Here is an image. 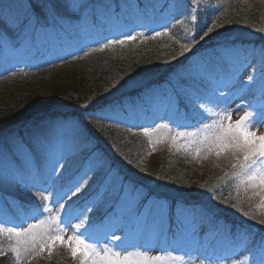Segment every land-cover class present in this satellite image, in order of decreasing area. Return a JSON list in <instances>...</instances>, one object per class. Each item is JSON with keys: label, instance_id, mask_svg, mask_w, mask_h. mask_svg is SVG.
Segmentation results:
<instances>
[{"label": "trees", "instance_id": "trees-1", "mask_svg": "<svg viewBox=\"0 0 264 264\" xmlns=\"http://www.w3.org/2000/svg\"><path fill=\"white\" fill-rule=\"evenodd\" d=\"M80 2L86 7L68 17L64 25L49 24L27 35L0 29L5 33L0 40V147H10L19 140L34 151L40 147L35 140L38 132L48 136L53 131L44 128L46 122L78 123V133L70 134L79 153L75 151L72 156L60 159L62 167L56 169L58 182H52L53 191L62 190L60 175L67 187L78 171L84 150L89 147L99 151L100 162H106L115 171L120 190L129 187L144 201H163L172 211L183 210L188 216L202 214L212 228L224 226V233L231 241L226 246L228 252L240 246L244 236L258 244L264 239V224L259 223L264 219V207H260V198L252 195L253 190L246 191L232 177L233 159L224 155L216 157L214 153H201L197 157L195 152L171 143L159 142L152 149L143 127L178 117L177 128L185 129L188 123L199 120L200 111L193 106L192 96H207L212 81L240 67L248 54L259 58L264 48V31H258L264 29V2ZM176 17L182 19L175 22ZM213 22L216 24L213 32L200 40ZM137 29H140L135 35L137 39L124 45H112L103 51L100 50L103 44L80 47L64 57L26 63L23 67L17 65L29 58H41L59 45L74 46L93 36L100 43L107 42ZM157 32L165 34L156 36ZM181 44L192 45L191 50L180 55ZM11 48L14 52L9 54L7 50ZM258 64L259 68L261 61ZM4 65L8 68L5 66L3 70ZM85 103H89L87 109L80 107ZM112 115L120 118L114 119ZM107 177L108 173L89 174V184L72 197L83 207L97 188L107 187V194L98 201L95 210L88 212L90 220L100 228L116 216L114 211L97 213L106 202L112 210L118 200L111 196L115 185L118 186L116 182L107 185ZM4 186L0 185L3 208L0 221L10 226L17 224V205L20 202L27 205L29 199L26 194L17 195L13 186ZM8 188L12 193L4 191ZM62 203L67 209L71 201L66 197ZM245 212L258 217V222L237 218ZM6 242L0 236V248L4 252ZM31 262L75 264L70 254L60 248L53 250L51 258L44 253L34 256ZM0 264H15L13 255L10 252L2 255Z\"/></svg>", "mask_w": 264, "mask_h": 264}, {"label": "snow or ice", "instance_id": "snow-or-ice-1", "mask_svg": "<svg viewBox=\"0 0 264 264\" xmlns=\"http://www.w3.org/2000/svg\"><path fill=\"white\" fill-rule=\"evenodd\" d=\"M193 2L197 3L198 0H193ZM85 7L80 0H27L26 3L23 0H0V29L27 35L30 32L43 30L49 24L64 25L68 17ZM215 27L216 24L213 22V26L200 36V40L208 37ZM258 31H264V29ZM164 34L157 32L156 36ZM4 35L5 33L0 32V40L4 39ZM136 39L137 37L131 34L126 35L124 39H111L104 43L100 50L103 51L112 45H124ZM191 47L192 45L189 44H181L180 55L190 51ZM258 55L261 60L259 68L254 57L251 62L230 70L229 79L224 84V87L229 88V91L227 94L220 91V96L224 101H228L234 95L232 88H237L240 93H243L241 99H245L249 95L253 96L257 100L255 105L252 103L237 105V110L242 106L251 110H246L239 119L233 122L232 112L227 107L222 108L219 112H209L203 103H196L200 99L199 96L193 97L191 102L200 111L202 127L198 129V132H176L170 139L172 146H175L179 139L189 138L190 143H186L182 147L189 150L191 143L197 144L195 148L197 157L201 155L202 150L207 154L214 153L216 157L221 155L226 158L231 157L234 161L231 165L232 177L244 184L246 191L253 190L252 195L258 196L261 201L260 207H264V134L258 135V128L253 130L254 124L264 125V48ZM249 67L253 69V74L248 75L247 81H244L239 74L241 69L246 71ZM80 107L87 109L89 103L80 105ZM209 118H211V123H203ZM167 127L168 125L164 124L157 125L154 129L144 128L143 133L150 137V134L156 129ZM44 128L55 130L61 136L65 133L75 135L79 131L78 123H68L62 120L46 122ZM198 135V139H191ZM35 140L38 145L56 153L57 164L53 166L47 180H52L53 183L58 182L55 179L56 169L62 167L58 161L63 159L62 149L59 146L66 141L57 138L53 143L42 132H38ZM158 142L160 141L158 140ZM28 147L31 148L30 145ZM205 158L207 157L205 156ZM87 177L88 173L85 172L70 180L65 188L63 176L60 175L59 182H61L62 191L46 195L44 193L48 191L47 187L38 188L31 203L25 205L24 202H20L17 205V210L25 212V221L30 219L34 220V223H27L25 227L23 223L9 226L6 222L0 221V236L6 234L10 242L14 241L8 245V250L13 254L15 264H22V262L26 264L34 256H41L44 253H47L51 258L53 250L57 246L64 248L75 264H184L182 256H174L171 252L150 255L149 253L152 251L150 247L129 244L126 242V237L116 235L115 232L110 235L106 234L103 240L96 239L86 225L90 224V217L87 213L95 210L98 205L99 193L97 192L85 202L83 207L72 200V197H75L77 193L81 192V189L89 184ZM21 184L26 191L37 187L35 182L26 183L23 177L13 174L8 169H0V185L19 187ZM65 197L71 201L67 209L65 203H61ZM49 201L58 205L55 213H53ZM162 210L163 206H161V212ZM244 215L247 216L248 213L245 212ZM72 219H76L78 222L73 224ZM130 223L138 235L145 230L144 225L131 214ZM259 223L264 224V219H261ZM69 228L72 229L73 234L65 240L64 236ZM240 243L252 254V264H264V239L255 246H251L250 238L244 236ZM0 255H7L3 248H0ZM214 259L218 264H247L246 260L233 259L229 255L218 256ZM200 264H206L205 260H201ZM208 264H212V258L208 260Z\"/></svg>", "mask_w": 264, "mask_h": 264}, {"label": "rangeland", "instance_id": "rangeland-1", "mask_svg": "<svg viewBox=\"0 0 264 264\" xmlns=\"http://www.w3.org/2000/svg\"><path fill=\"white\" fill-rule=\"evenodd\" d=\"M81 1V0H80ZM181 17H176V21H180ZM50 32H53L52 30ZM130 34H135L133 31L130 32ZM196 35V32L193 34ZM88 43V41H87ZM86 43V44H87ZM62 46H58L55 51L57 53H65L62 49ZM65 48V47H64ZM69 50V49H68ZM9 54L14 52V49L11 48L7 50ZM63 51V52H62ZM45 56L44 58H46ZM255 57L256 65H259L258 63L261 61L260 58H257L256 55L248 54L247 60L245 63L251 62L253 58ZM43 58V59H44ZM37 60H42L41 58ZM35 60V61H37ZM34 59L31 58L26 59L24 62L27 63H33ZM243 63V64H245ZM21 64V65H23ZM242 64V65H243ZM261 65V64H260ZM6 65L2 66L4 69L8 68ZM258 67V66H257ZM2 71V68L0 69V72ZM253 74V69L251 67L247 68V70L241 69V72L239 74L240 78H242L244 81H247L248 75ZM256 75H259V73H256ZM229 75H225L219 78L218 81L213 82V84H210L209 92L207 96L200 97L199 100L196 101L197 104L203 103L205 108L209 110V112H219L222 108L227 107L229 111L232 112V121L239 119L240 116L244 114L246 110L245 107H240L237 110V105H246L248 103H252L255 105L257 103V100L253 98V96H247L245 99H241V96L243 93H240L237 88H232V92L234 95L228 100L224 101L223 98L220 96V91L222 90L225 94L228 93L229 88H225L224 84L229 79ZM189 89H191V86H189ZM197 96V95H196ZM195 96H192V98ZM200 113L198 114L199 117ZM114 119H119V116L112 115ZM184 118V116H181ZM181 119V118H179ZM178 117H174L171 119H166L163 121H160L159 123H155L154 125L151 124V126H145V128L149 127V129L156 128L157 125H168L167 128H158L155 132H152L150 134V137H146L149 142L150 147L152 149L156 148V144L160 141L161 144H167L171 143L170 137L172 135H175L176 132L184 131V132H198V129L202 127L201 121L190 123L187 127V125L184 127L185 129H178L177 126L180 124L177 122ZM203 123H211V118L206 119L203 121ZM188 128V130H186ZM258 128L257 134H264V125H253V130H256ZM48 137L50 140L55 143L57 138L60 139H66V143L60 145L59 147L62 149L63 155L70 154L72 152L77 151L76 145L74 140H72V135L70 133H65L61 136V134L57 133L55 130L51 131L48 134ZM199 135L195 138L191 139H198ZM151 141V142H150ZM186 143H190L189 138L179 139L176 143V146H180V148H183L182 146ZM197 147V144L191 143V147L189 150L195 152V148ZM11 149V151H9ZM10 152V153H9ZM203 155H208L203 150L201 151ZM23 154V155H22ZM92 154H89L88 151L84 153V156L82 157L80 161V165L83 164V159H89L93 160V157L90 156ZM56 153L53 152L51 149H47L46 147H38L37 149H34V151L30 150L27 145H23V143L18 142L15 140L14 143H11L10 147L3 148L0 147V169H8L13 174H17L24 178V181L26 183H33L35 182L37 184L36 188H31L30 190L26 191L24 190L23 184H21L19 187L13 186L14 190L19 193L26 194V197L29 199V203H31L34 198L35 194L37 192L38 188H44L47 187L48 191L44 194H55L56 191H53V184L52 180H47L48 175L52 172V168L54 165L57 164V159L55 158ZM89 157V158H88ZM16 158V160L14 159ZM38 166H34V163ZM101 169L102 171L106 172L105 170L107 167L103 165L101 167L100 162L92 161L90 164L86 166V169H89V171H93V169ZM71 173H74V171H70ZM109 174V177L107 178V185H111V183H115L119 185V181L117 177L114 175ZM112 176V178H110ZM35 178V179H34ZM239 184H241L238 181ZM245 186L244 184H241ZM3 187H5L3 185ZM107 187L105 186L103 190H96L95 193H99V198H103L104 195L107 194ZM4 190V189H3ZM119 186L116 188V185L114 187V191H111V196L118 199L116 207L113 208L112 211L115 212L116 216L115 218L106 224L105 232L102 236L98 235V232L95 234H92V231L94 232L95 225L93 224L92 220H90V224L86 225L88 227L89 232L96 238L103 240L105 235H110L112 232H115L116 235H121L126 237V242L129 244H140L147 247H150L152 251H150V255H156V254H167L168 252H171L174 256H182L184 260V264H200L201 260H205L206 264H208V260L212 258V264H218V262L214 259L215 257L222 256V255H229L233 259H237L240 261H247V264H252V254L248 252L244 246L238 247L237 249H232L231 252H226V246L228 245V242H231L230 239H228V236L224 233V226H218L212 228L209 224H207L206 220H204V217L202 214L193 215L188 222L184 221L185 213L183 210H177L174 208L175 211H172V207L165 203H156L153 201L143 202L138 197L133 196L129 190H124L120 193ZM4 191H9L12 193L11 189H7ZM51 191V192H50ZM62 191V190H61ZM16 195V196H17ZM101 196V197H100ZM124 196V200L123 197ZM255 196V195H253ZM66 198V197H65ZM64 198V200H65ZM256 198V197H255ZM258 198V197H257ZM1 199V197H0ZM123 200V201H122ZM1 201V200H0ZM253 201V200H251ZM63 200L61 201V203ZM53 213L56 212L58 205L52 204L51 201H49ZM102 204V203H101ZM243 203L239 204L238 206L241 208ZM161 206H163V210L161 212ZM111 207L107 205V202L104 206L100 207L98 209L97 213L102 212H110ZM3 211V208H1L0 204V212ZM22 213H21V212ZM18 211V221L16 225H19L23 223V225L26 227L27 223H34V220H26L25 221V212L20 210ZM130 214L132 217H134L138 222L142 223L144 225V231L141 234H137L135 231L134 226L130 223ZM87 215L91 219V215L87 213ZM241 217H237L241 219V221L246 222L245 219H249L251 221L258 222V217L253 216L252 214H249L247 216L244 215V213H240ZM203 217V218H202ZM171 221L174 222V225L171 224ZM78 220L72 219V223H77ZM182 222L184 223V226L182 229H180ZM162 225V227H161ZM260 225V224H257ZM261 226V225H260ZM170 228L173 230L171 231ZM73 234L72 229H68L64 239L67 240L68 236H71ZM3 240L7 241L5 243V252H10L8 250V245L10 243H14V241H9L7 238V235L1 236ZM170 241V243L164 246L166 241ZM255 240L252 242L251 246H255ZM62 249L63 252L65 251L64 248L57 246L55 249ZM167 248V250H166ZM226 248V249H225ZM67 252V251H66ZM11 253V252H10ZM12 254V253H11ZM13 255V254H12ZM2 255H0L1 258ZM13 262L14 258H13ZM33 262V261H32ZM30 261H27L26 264H33ZM24 264V262H22Z\"/></svg>", "mask_w": 264, "mask_h": 264}]
</instances>
